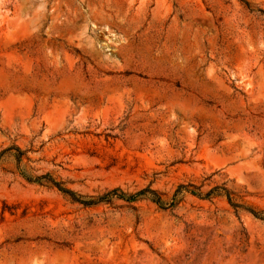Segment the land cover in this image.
<instances>
[{
  "label": "rangeland",
  "instance_id": "rangeland-1",
  "mask_svg": "<svg viewBox=\"0 0 264 264\" xmlns=\"http://www.w3.org/2000/svg\"><path fill=\"white\" fill-rule=\"evenodd\" d=\"M0 264H264V0H0Z\"/></svg>",
  "mask_w": 264,
  "mask_h": 264
},
{
  "label": "trees",
  "instance_id": "trees-1",
  "mask_svg": "<svg viewBox=\"0 0 264 264\" xmlns=\"http://www.w3.org/2000/svg\"><path fill=\"white\" fill-rule=\"evenodd\" d=\"M247 4V3H245ZM17 149L18 154L16 155V158L18 161H20L21 156L23 155V152L18 148L15 147ZM28 180H31L29 177H26ZM34 182H47L53 186H55L59 191H61L63 194L69 196L72 200L79 202L81 204L84 205H93V204H97L99 202L102 201H109L110 198H120V199H124L126 201H134L140 197H149L153 202H155L156 204L163 206V201L161 200V196L160 194L155 191L154 189H151L150 187H145L143 189H140L139 191L135 192V193H131V194H127L124 193L122 191H119L118 189H113L111 191H108L107 193H104L101 196L95 197V198H89V199H83L80 196L76 195L72 190L63 187L61 182L55 180L51 175L46 174V175H42L39 177H35L33 179ZM191 193L193 194H197L199 195V193H196V191H193L192 189L190 190ZM211 191H208L205 195H209ZM227 197H228V201L230 202V204H232L233 206H237L235 203H232L231 198L229 196V193L227 192ZM176 195V194H175ZM175 198V196H174ZM176 203V200L174 199L170 204L174 205ZM253 212V211H252ZM256 214V213H254Z\"/></svg>",
  "mask_w": 264,
  "mask_h": 264
}]
</instances>
